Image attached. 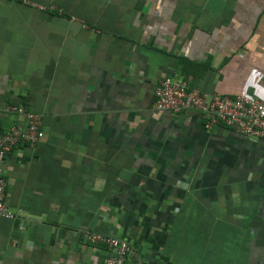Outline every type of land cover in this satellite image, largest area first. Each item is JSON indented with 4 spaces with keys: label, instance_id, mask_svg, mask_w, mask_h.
I'll return each instance as SVG.
<instances>
[{
    "label": "crops",
    "instance_id": "0c3cea01",
    "mask_svg": "<svg viewBox=\"0 0 264 264\" xmlns=\"http://www.w3.org/2000/svg\"><path fill=\"white\" fill-rule=\"evenodd\" d=\"M182 60L188 62L182 63ZM264 100V0H0V133L42 138L0 162V264H264V138L155 111L165 76Z\"/></svg>",
    "mask_w": 264,
    "mask_h": 264
},
{
    "label": "built area",
    "instance_id": "2783aa9c",
    "mask_svg": "<svg viewBox=\"0 0 264 264\" xmlns=\"http://www.w3.org/2000/svg\"><path fill=\"white\" fill-rule=\"evenodd\" d=\"M152 95L151 107L155 111L178 113L192 109L203 118L204 129L220 124L245 138H264V100L254 96L245 93L228 96L202 92L189 88L187 81L177 75L158 79L153 85ZM4 109L20 115L22 121L13 123L0 133V162L17 143L33 144L43 136L39 114L21 105L8 104ZM5 187L6 180L0 173V218L10 219L14 215L4 203ZM80 237L83 241L109 249L103 264H129L127 257L131 252L125 240L91 231L81 232Z\"/></svg>",
    "mask_w": 264,
    "mask_h": 264
},
{
    "label": "trees",
    "instance_id": "16d2710c",
    "mask_svg": "<svg viewBox=\"0 0 264 264\" xmlns=\"http://www.w3.org/2000/svg\"><path fill=\"white\" fill-rule=\"evenodd\" d=\"M186 62H188V61H186V60H182V63H186ZM188 87H189V88H192L191 85H188ZM17 144H19V143H17ZM17 144H16V145H17Z\"/></svg>",
    "mask_w": 264,
    "mask_h": 264
}]
</instances>
